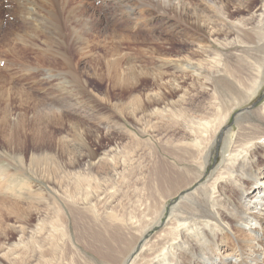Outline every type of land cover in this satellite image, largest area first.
<instances>
[{
	"label": "rangeland",
	"instance_id": "1",
	"mask_svg": "<svg viewBox=\"0 0 264 264\" xmlns=\"http://www.w3.org/2000/svg\"><path fill=\"white\" fill-rule=\"evenodd\" d=\"M263 1L181 0L176 7L171 0L174 8L166 10L162 0H0V264H24L30 255L32 264H111L106 242L113 246L109 231L118 223L109 216L132 217L144 191L105 173L134 145L133 168L140 172L166 157L167 191L188 180L190 193L204 184L239 120L253 122L245 116L264 107L263 66L255 93L232 111L199 173L190 156L193 130L236 103L218 93L235 66L246 71L245 85L254 82L264 38L254 40L256 22H246ZM218 16L248 29L220 36L221 46L195 27ZM77 37L87 45L77 46ZM191 41L206 56L198 57ZM187 59L204 64L212 82L175 62ZM178 194L168 199L164 219Z\"/></svg>",
	"mask_w": 264,
	"mask_h": 264
},
{
	"label": "bare ground",
	"instance_id": "2",
	"mask_svg": "<svg viewBox=\"0 0 264 264\" xmlns=\"http://www.w3.org/2000/svg\"><path fill=\"white\" fill-rule=\"evenodd\" d=\"M177 1L176 7L179 6L181 0ZM170 2L171 0H162L163 8L166 10L174 8ZM183 11H187L186 7H183ZM214 21L216 23L221 22L216 25ZM254 22H256L253 31L254 40L260 39L259 41H261L264 38V1L252 12L246 26ZM225 23L227 24L226 28L223 27ZM240 24L228 23L224 18L218 16L212 22H195V27L198 28V31L203 32L209 40L213 39L222 46V42L219 40L220 36L224 37L223 40H227L234 32L248 29V27L243 28V24ZM246 39L250 43L254 41L252 38ZM196 42L191 41L195 47V54L198 57L206 56L207 52L204 47L199 41ZM76 44L82 48V46L87 45V42L85 39L77 37ZM261 60L262 62L257 66L255 80L252 83L251 81L248 82V86L245 85L248 81L246 71L237 66L230 73L228 72L223 80L219 79L222 81L219 95L224 94L230 101L234 99L236 103L225 104L223 109L218 112V116L213 119L214 121L211 120L213 123L210 120H205L201 123L202 125H197L203 126L200 131H198L200 128L193 130L194 142L190 148V156L192 155L193 162L196 160L199 163L201 170L199 173L206 168L211 147L217 138L223 135V127L232 111L251 99L255 93L259 75L263 71L264 56L261 57ZM176 61L197 78L201 76L206 78L209 75L207 79L209 80L211 79L210 76L212 78L214 76V74L207 73L206 69L202 67L204 64L201 65L199 60ZM115 62L118 63L116 60ZM146 73L150 74L148 72L142 74L145 75ZM215 74L217 77L219 76V67H216ZM156 80L159 81L158 77ZM212 85H215L216 88L218 83ZM178 89L174 88L173 90L177 91ZM158 101L149 102H151L150 104L156 102L159 104ZM245 117L254 121L242 124L239 120L237 123L238 131L231 134V137H228L224 143L222 160L204 184L191 193L189 189L192 181L189 180L183 188L174 193L164 188L168 181V177L164 173L166 157H158V168L153 165L154 170L148 172H140L133 168L134 164H137V162H133L135 149L138 148H135V145L134 149L120 153V158L111 159L112 164L108 168L110 171L105 173L106 178L115 181L116 179L121 180V183L124 184H126L125 182L139 183L144 192L141 198L135 200L136 205L132 209V217L126 218L124 212L120 214L121 216L119 214L109 216L110 220H116L118 224L115 223L116 226L113 227L115 229L109 231L114 236V242L113 246L109 241L106 242L109 251L104 254L105 259L111 257V264H264V107ZM168 150L164 151L167 156L171 154ZM174 159L178 160L177 158ZM105 163H102L99 168L107 165ZM195 180L198 179L195 177ZM225 187L228 190H224ZM177 194L181 196L180 201L171 208L169 217L164 219L168 199ZM28 196H32V193H28ZM156 226L162 227L159 232L150 236V231ZM223 228L227 232L221 233ZM80 233L78 230V237L81 235ZM85 247L86 250H92V253L102 257V252L99 249L89 244ZM41 255L39 252L38 260L42 257ZM32 257L34 255H30L24 264H32ZM109 261L107 260L105 263L108 264Z\"/></svg>",
	"mask_w": 264,
	"mask_h": 264
}]
</instances>
